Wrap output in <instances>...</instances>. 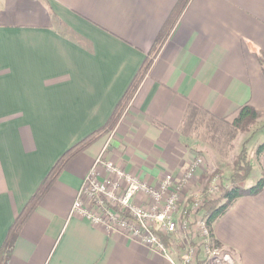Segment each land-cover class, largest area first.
<instances>
[{
    "label": "crops",
    "instance_id": "crops-1",
    "mask_svg": "<svg viewBox=\"0 0 264 264\" xmlns=\"http://www.w3.org/2000/svg\"><path fill=\"white\" fill-rule=\"evenodd\" d=\"M179 1L0 0V264H169L71 216L96 158L105 150L151 186L180 175L212 151L181 132L190 106L229 123L249 105L261 124L249 145L264 132V0H190L167 26ZM147 60L115 129L67 165L1 260L54 166L106 126ZM256 160L261 178L264 155ZM213 233L228 257L216 264H264V190L239 199Z\"/></svg>",
    "mask_w": 264,
    "mask_h": 264
},
{
    "label": "built area",
    "instance_id": "built-area-1",
    "mask_svg": "<svg viewBox=\"0 0 264 264\" xmlns=\"http://www.w3.org/2000/svg\"><path fill=\"white\" fill-rule=\"evenodd\" d=\"M105 152L96 158L71 216L109 234L129 238L169 264L221 262V248L215 247L203 217L205 195L217 197L222 186L220 176L213 177L203 192L193 198L187 196L188 184L205 172L201 157L180 175L166 174L158 185L151 186L108 160ZM181 234L177 252L171 240L177 241Z\"/></svg>",
    "mask_w": 264,
    "mask_h": 264
},
{
    "label": "trees",
    "instance_id": "trees-1",
    "mask_svg": "<svg viewBox=\"0 0 264 264\" xmlns=\"http://www.w3.org/2000/svg\"><path fill=\"white\" fill-rule=\"evenodd\" d=\"M189 2L190 0H180L178 2L177 6L172 12L169 24H167V26L173 27L176 24V22L179 20V18L187 8ZM164 41L165 37L163 35L156 42L154 52L159 50ZM260 61L264 66L263 60L260 59ZM151 65V60H147L143 65L142 69L138 73L130 88L127 90L126 94L124 95L123 99L121 100L120 104L116 108L113 116L106 124V126L91 134L83 141L75 145L73 148L68 150L57 162L48 177L41 184L35 196L25 207L21 215L16 220L15 224L10 229L6 242L1 250V260L2 258L3 260L8 259L10 253L12 252L15 240L19 236L23 226L25 225L31 214L40 205L41 201L44 199L51 186L59 178L67 165L74 158L88 149L91 145H93L106 134L115 129L127 106L135 95L142 79L149 72ZM258 118V112L249 105L240 108L237 112V116L230 124H228L226 121L215 119L207 112L196 106H190L185 116L181 132L185 137H188L191 131H195L196 136L201 141H208L212 138L215 141V145L216 143L220 145L224 141L223 136L226 133H229L227 132V130L233 132L234 135H237L238 133H250V127L256 123ZM202 128L205 130L204 134L203 132H199V130H202ZM248 143L249 140L244 143L242 150L234 160L232 173L229 178V185H225L224 183L222 184L221 193L218 197L213 198L205 195L203 217L207 222V226L209 227L211 233V238L216 248H221V245L214 238L213 225L215 221L223 216L239 199L257 196L264 190V174H262V177L259 179L255 186H245L253 171L252 162L246 149ZM256 155L258 158L264 155V143L258 147ZM218 174L222 173L219 172ZM202 177L206 178L207 176L202 175Z\"/></svg>",
    "mask_w": 264,
    "mask_h": 264
},
{
    "label": "rangeland",
    "instance_id": "rangeland-1",
    "mask_svg": "<svg viewBox=\"0 0 264 264\" xmlns=\"http://www.w3.org/2000/svg\"><path fill=\"white\" fill-rule=\"evenodd\" d=\"M232 120H230V122L229 123L227 122V123L230 124L232 122ZM260 126H261V124H259V122L256 121V123L250 127V133H238L237 135H234L233 132L227 130V132H229V133H226L223 136L224 141L220 145L217 143L215 145V141L212 138H211V140L205 141L212 148V151L208 152L207 155L204 154V155L198 156V157H201L204 161L203 168H204L205 172L201 173V175L199 173L197 175V177L195 178V180H193L192 182H190V184H188L189 185L187 187V191L189 192V193H187L188 198H193V196L196 195L197 193L203 192L206 189V187L208 186V183L210 182V179L212 177L220 176V179L222 180V184L224 183V181L226 182L227 179L231 175L230 172L233 169L234 160L239 155L240 151L243 148L244 143L246 142V141H242L243 143L241 144V138H244L245 140H247L250 136H252L253 132H255L256 130H258L260 128ZM199 132L200 133L203 132V134H204L205 130H199ZM192 133H196V132L193 131ZM250 142H252V144L249 145V143H248L246 149H247L249 158L252 162L253 171H252V174L249 178L250 181L245 184L246 187L255 186L260 179V168L257 165L258 161L256 160V158H257L256 148L264 143V132H262L260 135L254 136ZM219 172L222 174H218ZM202 175L207 176V177L204 178V177H202ZM221 189H220V193H221ZM220 193L217 195V197L220 195ZM184 205H185V203H184ZM178 236L179 237L177 238V241H174L173 239L171 240L173 243L172 246L176 249L177 252L179 251L177 249L178 242H180L183 235L181 234ZM220 254H221V256L218 257V259H220V261L222 262V261H224V259H223L224 254H223L222 250H221ZM211 263L216 264V262H214V261H211Z\"/></svg>",
    "mask_w": 264,
    "mask_h": 264
}]
</instances>
